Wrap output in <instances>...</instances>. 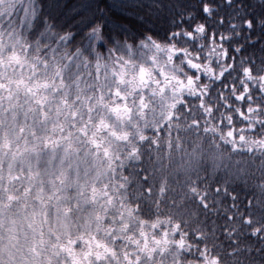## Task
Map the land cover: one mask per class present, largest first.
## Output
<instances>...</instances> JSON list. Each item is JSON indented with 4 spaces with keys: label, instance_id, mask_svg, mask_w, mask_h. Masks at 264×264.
I'll return each mask as SVG.
<instances>
[{
    "label": "clouds",
    "instance_id": "clouds-1",
    "mask_svg": "<svg viewBox=\"0 0 264 264\" xmlns=\"http://www.w3.org/2000/svg\"><path fill=\"white\" fill-rule=\"evenodd\" d=\"M53 2L36 0L31 27L0 17L7 75H20L9 64L15 54L25 78L34 68L33 82H55L42 92L46 122L8 111L7 100L0 111V176L17 197L0 227V259L7 264L11 251L14 264H70L57 245L82 252L98 239L117 254L99 264H126L125 253L133 264H264V0L231 8L225 0H110L132 24H117L103 6L73 16L54 12ZM220 16L223 46L210 39ZM249 20L250 30L242 27ZM229 47L242 49L229 50L234 62L225 59ZM124 66V81L113 79ZM117 103L127 109L119 118L110 111ZM61 127L71 134L67 151L64 141L45 144ZM41 229L45 244L34 256Z\"/></svg>",
    "mask_w": 264,
    "mask_h": 264
},
{
    "label": "snow or ice",
    "instance_id": "snow-or-ice-1",
    "mask_svg": "<svg viewBox=\"0 0 264 264\" xmlns=\"http://www.w3.org/2000/svg\"><path fill=\"white\" fill-rule=\"evenodd\" d=\"M234 3V0H225V6L226 8H231ZM74 0H68L67 4L63 3V0H54L52 5V10L57 13H62L65 9L70 11L73 16L77 15L84 7L85 4L81 3L79 6H73ZM204 12H208L209 9L207 7H204ZM7 15L9 19H12L13 17H16L22 24V26L31 27L33 24L37 22L38 19V10L36 5V0H0V17ZM117 24H132V21L125 20V19H117ZM217 24L220 26L219 30H213L210 33V39L212 41H216L218 44L223 46L227 41L228 37L224 34L225 32V17L220 16L217 20ZM230 29L235 30L237 28V25L235 23H232L228 26ZM243 28L251 29L252 28V22L249 20L246 23L242 25ZM204 26L202 25L198 31H203ZM92 35H95L94 33ZM154 43V42H153ZM145 47H148V45H145ZM156 49L159 51V45H155ZM229 50L231 51H242V49H229L225 50V59H232L234 62V57L229 56ZM15 64L16 67L20 68V75L12 77L8 76L6 73V66L4 65L3 60H0V111L4 108V101H8V111L13 113H19L20 111H24L25 115L31 114L33 117V120L36 121L40 117L44 118L43 122L47 121V110L46 105L50 102L49 97L46 94H42V92L46 93L50 88L55 86L54 81H50L48 79H42V80H35L33 82V76L39 75V73H36L34 68H30L29 71L32 73L31 76L28 78H25L23 75L24 70V63L21 57L13 54L9 58V64ZM196 67H199L198 65H195ZM15 71V70H13ZM102 71H108V69H103ZM127 72V66L121 67L118 71L113 73V79L119 78L121 82L124 81L125 76ZM148 76V70L141 68L138 74V79L140 82H143L146 80ZM223 76V73H222ZM56 79H61L62 76H57ZM191 83V81H189ZM21 93H23L25 97V102H21L20 96ZM115 95L119 97L121 100L125 99L117 89L115 92ZM102 99V98H101ZM236 99L245 100L246 97L237 96ZM65 106H67L65 104ZM61 108L57 106V114L61 112ZM110 111L119 118L122 116L126 111V107L122 109L121 104L117 103L114 106H110ZM249 112H251V109H249ZM6 114V113H5ZM100 126L106 127L107 125L102 120L100 122ZM20 132H24V128H20ZM61 136L59 139H48L45 141V144H51L53 147L56 145H59L61 141H64L66 145V151L71 148V134L69 133L67 136L63 134V128H60ZM35 135V133H33ZM229 136H233V132L228 133ZM243 140V137H241ZM93 144H96L97 142L95 139L92 141ZM10 147V145H8ZM98 146V145H97ZM35 149H33L34 151ZM10 182H14L15 180H18L19 177H10ZM221 190L219 188L215 189V193L217 196L220 195ZM207 195L203 197L205 200V203L201 206L204 208L208 207L207 204ZM17 199L15 193L11 190L10 187L3 186V177L0 176V227L3 226L4 221L6 219L5 209L10 208L12 205V202ZM229 199H232L234 201V198L229 197ZM232 209H236L237 206L235 202L231 205ZM225 220H235V216H229L227 214L223 217ZM245 223H250V221H244ZM9 223L11 225L10 231L15 232V224L16 221L14 218L9 219ZM30 227L34 228V224L30 222ZM40 239L38 241L33 242V246L30 248V251L34 254V256H38L39 252L37 251L38 247L40 245H44L45 241L43 240V230L41 229L39 233ZM10 240H16L17 237L15 235H10ZM72 241H69V244H72ZM87 247L84 251L78 252L75 247H68L66 245L60 244L57 245V248L60 251H63L67 254L70 264H93V257L95 258V261L97 264L99 262L105 260L108 256H112L113 259L116 258V252L113 248H110L107 243L102 242L98 239H89L86 241ZM145 248H147V245H145ZM3 256V251L0 250V257ZM8 261L7 264H14L15 257L14 254L9 251L8 253ZM124 259L126 261V264H133L132 258L125 253ZM0 264H5L3 259H0ZM25 264H35V262H29L25 260ZM47 264H51V261L49 260ZM135 264H140L139 258L136 259ZM213 264H215V261H213Z\"/></svg>",
    "mask_w": 264,
    "mask_h": 264
},
{
    "label": "trees",
    "instance_id": "trees-1",
    "mask_svg": "<svg viewBox=\"0 0 264 264\" xmlns=\"http://www.w3.org/2000/svg\"><path fill=\"white\" fill-rule=\"evenodd\" d=\"M103 6L106 9L111 11L112 16L117 19H126V17L122 14L121 10L110 0H88L85 4V11H99L100 7Z\"/></svg>",
    "mask_w": 264,
    "mask_h": 264
}]
</instances>
